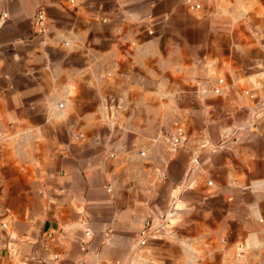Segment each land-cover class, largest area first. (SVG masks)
<instances>
[{"label":"crops","instance_id":"0c3cea01","mask_svg":"<svg viewBox=\"0 0 264 264\" xmlns=\"http://www.w3.org/2000/svg\"><path fill=\"white\" fill-rule=\"evenodd\" d=\"M0 264H264V0H0Z\"/></svg>","mask_w":264,"mask_h":264},{"label":"built area","instance_id":"2783aa9c","mask_svg":"<svg viewBox=\"0 0 264 264\" xmlns=\"http://www.w3.org/2000/svg\"><path fill=\"white\" fill-rule=\"evenodd\" d=\"M192 9H198V6H193ZM4 16V15H3ZM34 25L38 28V33H44L43 28V14L41 12H37L34 16ZM174 132L167 139V148L170 153H173L181 148H183L187 143V136L185 132L180 128L177 124L173 125ZM155 229L151 226L150 222H145L144 227L140 233L138 239V245H142L144 240L150 236ZM88 235V233H86Z\"/></svg>","mask_w":264,"mask_h":264},{"label":"rangeland","instance_id":"374dc122","mask_svg":"<svg viewBox=\"0 0 264 264\" xmlns=\"http://www.w3.org/2000/svg\"><path fill=\"white\" fill-rule=\"evenodd\" d=\"M173 127V123H172V125H171V128ZM173 134V129H172V133H171V135ZM170 134L169 135H167V137H166V139H168L170 136H171Z\"/></svg>","mask_w":264,"mask_h":264}]
</instances>
